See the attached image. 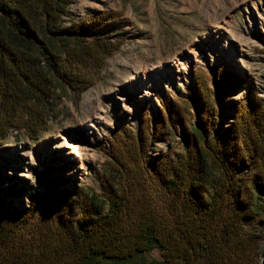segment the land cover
<instances>
[{
  "label": "trees",
  "instance_id": "1",
  "mask_svg": "<svg viewBox=\"0 0 264 264\" xmlns=\"http://www.w3.org/2000/svg\"><path fill=\"white\" fill-rule=\"evenodd\" d=\"M74 1L0 0V141L11 131L38 140L55 91L85 88L119 49L109 14L63 24ZM212 81L197 78L190 99L179 98L196 117L162 97L153 125L145 118L114 136L102 194L59 192L63 181L43 176L50 203L34 195L20 210L6 205L14 189L0 187V264H132L154 249L162 260L150 264H259L264 105L251 92L228 98L246 81L226 68ZM174 131L181 151L150 158Z\"/></svg>",
  "mask_w": 264,
  "mask_h": 264
},
{
  "label": "rangeland",
  "instance_id": "2",
  "mask_svg": "<svg viewBox=\"0 0 264 264\" xmlns=\"http://www.w3.org/2000/svg\"><path fill=\"white\" fill-rule=\"evenodd\" d=\"M68 12L65 26L109 14L111 37L121 45L97 77L92 72L85 88L55 91L47 130L38 140L11 131L0 141V187L14 189L5 194L7 207L26 209L34 195L49 204L43 176L62 180L59 192L86 188L102 194L100 176L114 136L122 128L138 132L145 118L153 125L162 97L175 110L196 117L195 108L179 98L190 99L197 78L214 89L212 80L220 68L246 81L228 98L240 103L251 92L264 105V0H75ZM95 110H100L98 117ZM229 113L225 109L222 115ZM87 120L92 128L85 126ZM178 131L170 141L155 140L150 158L179 153ZM259 228L261 264L264 223ZM161 260L160 250L154 249L132 264Z\"/></svg>",
  "mask_w": 264,
  "mask_h": 264
},
{
  "label": "bare ground",
  "instance_id": "3",
  "mask_svg": "<svg viewBox=\"0 0 264 264\" xmlns=\"http://www.w3.org/2000/svg\"><path fill=\"white\" fill-rule=\"evenodd\" d=\"M99 112H100V110H95L94 116L95 117H98L99 116ZM86 122H87V125H85V126H87L89 128H92V122H91V120H87Z\"/></svg>",
  "mask_w": 264,
  "mask_h": 264
},
{
  "label": "water",
  "instance_id": "4",
  "mask_svg": "<svg viewBox=\"0 0 264 264\" xmlns=\"http://www.w3.org/2000/svg\"><path fill=\"white\" fill-rule=\"evenodd\" d=\"M261 264H264V253H263V256H262V259H261Z\"/></svg>",
  "mask_w": 264,
  "mask_h": 264
}]
</instances>
